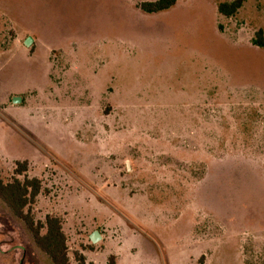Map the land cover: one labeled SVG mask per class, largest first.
Wrapping results in <instances>:
<instances>
[{"label": "rangeland", "instance_id": "rangeland-1", "mask_svg": "<svg viewBox=\"0 0 264 264\" xmlns=\"http://www.w3.org/2000/svg\"><path fill=\"white\" fill-rule=\"evenodd\" d=\"M146 1L0 0L1 179L73 263L264 264V0ZM0 264H53L1 199Z\"/></svg>", "mask_w": 264, "mask_h": 264}, {"label": "trees", "instance_id": "trees-1", "mask_svg": "<svg viewBox=\"0 0 264 264\" xmlns=\"http://www.w3.org/2000/svg\"><path fill=\"white\" fill-rule=\"evenodd\" d=\"M177 1H146L138 8L145 14H158L171 10ZM243 1L220 3L218 12L223 16L232 17L242 7ZM252 44L264 50V27L255 33ZM28 168L27 162H18L15 177L11 181L5 182L0 176V199L26 225L38 248L51 259L53 264H94L88 263L80 252H75L74 263L72 262L68 253L67 237L59 217L47 216L45 223L35 222L32 206L42 191V183L39 179L27 175Z\"/></svg>", "mask_w": 264, "mask_h": 264}, {"label": "water", "instance_id": "water-1", "mask_svg": "<svg viewBox=\"0 0 264 264\" xmlns=\"http://www.w3.org/2000/svg\"><path fill=\"white\" fill-rule=\"evenodd\" d=\"M33 43V38L32 37H28L25 41V45L27 47H30L31 44ZM22 102V98L21 97H13L12 98V103L13 104H20ZM90 240L92 243H97L99 241L102 240V235L100 234V232L95 231L94 233H92V235L90 236Z\"/></svg>", "mask_w": 264, "mask_h": 264}]
</instances>
